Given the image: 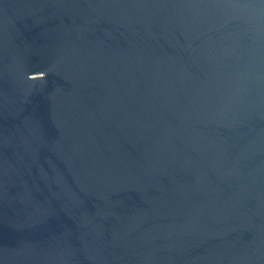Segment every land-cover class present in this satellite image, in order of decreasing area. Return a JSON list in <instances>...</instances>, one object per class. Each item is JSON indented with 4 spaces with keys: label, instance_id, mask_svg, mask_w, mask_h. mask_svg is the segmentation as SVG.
I'll return each mask as SVG.
<instances>
[{
    "label": "water",
    "instance_id": "water-1",
    "mask_svg": "<svg viewBox=\"0 0 264 264\" xmlns=\"http://www.w3.org/2000/svg\"><path fill=\"white\" fill-rule=\"evenodd\" d=\"M0 264H264V0H0Z\"/></svg>",
    "mask_w": 264,
    "mask_h": 264
}]
</instances>
